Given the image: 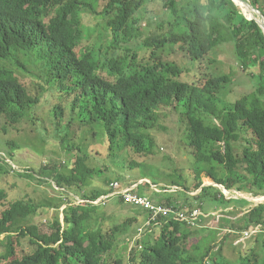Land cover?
<instances>
[{
	"label": "trees",
	"instance_id": "1",
	"mask_svg": "<svg viewBox=\"0 0 264 264\" xmlns=\"http://www.w3.org/2000/svg\"><path fill=\"white\" fill-rule=\"evenodd\" d=\"M156 1L164 3L165 20L148 18V7ZM244 1L264 18V0ZM88 15L104 23L102 38L87 27ZM226 44L233 45L254 91L220 109L217 100L232 78L208 72L203 63ZM171 48L181 50L198 65L200 74L193 82L178 80L185 70L164 60ZM33 63L40 66L37 72ZM22 74L35 76L38 83L31 87ZM53 87L59 97L49 114L62 146L83 156L76 154L71 159L68 175L55 168L51 174L44 168L26 175L47 176L61 190L62 199L68 198L63 221L58 214L44 226L49 207L33 200L11 201L9 190L0 188V239L6 236L0 241L4 250L0 264H107L112 258L114 264H211V249L202 254L199 246L206 229L175 219L159 218V224H151L142 237L132 241L129 259L116 253L119 237L131 227L134 237L149 214L133 207L131 216L114 222L104 208L116 198L124 205L121 196L95 204L111 194V183L86 192L103 171L90 167L82 147L71 143L75 126L102 138L113 158L128 154L129 167L139 169L155 156L157 143L151 131L160 127L161 111L172 107L186 119L193 167L186 179L179 175L171 183L180 191L159 193L156 200L143 189L150 188L145 183L137 187L140 196L188 215L196 209L211 214L207 205H251L246 200H227L222 187L225 192L264 197V33L231 0H0V121H5L4 132L8 125L27 118L41 104L42 93ZM8 144L12 147L8 155L17 163V145ZM5 165L13 170L9 163ZM204 172L221 187H204ZM161 188L167 191V186ZM198 191L196 196L189 195ZM76 196L83 203H77ZM245 217L242 225L233 223L229 230L254 225L264 232V204L246 210ZM36 218L39 222H34ZM220 257L213 264H230ZM239 264H264V259L254 247Z\"/></svg>",
	"mask_w": 264,
	"mask_h": 264
},
{
	"label": "rangeland",
	"instance_id": "2",
	"mask_svg": "<svg viewBox=\"0 0 264 264\" xmlns=\"http://www.w3.org/2000/svg\"><path fill=\"white\" fill-rule=\"evenodd\" d=\"M148 13V18H154L158 21L167 18L162 1L152 3L148 7ZM85 23L93 32L96 31L95 33L100 38L105 35L104 23L97 16L88 15ZM164 60L175 63L185 70V73L178 78L182 82L191 83L200 74L198 65L195 66L181 50L171 48L164 53ZM33 64V68L37 72L40 66ZM203 67H208L210 70L208 72H212L214 75H230L232 78V83L223 92L221 98L217 100L220 109L230 107L243 95L254 91L251 79L244 73L239 64L232 44L217 47L206 58ZM22 75L31 87L38 83L34 80L35 76L33 78ZM58 91L57 87L46 89L45 93H42L44 98L41 104L37 105L29 116L19 124L8 125L7 133L4 132L5 121H0V165L2 166L0 169V188L9 190V200L11 201L17 198L33 200L35 204L49 207L48 218L42 220L44 226H47L58 214L61 221H63V210L66 207L64 204L68 203V198L64 197L62 199V195L59 194L61 190L47 176L34 175V178H28L26 175L29 173L33 176L34 169L39 171L44 168L47 169L48 174H51L55 168L56 172L68 175L69 168L67 165H69L71 159L76 154L83 156V153H78L77 150L70 152L64 149L61 143L62 138L57 132L54 120L52 121L50 118L49 113L52 107L58 103ZM208 122H211V120ZM186 124V119L172 107L163 109L160 115V127L151 131V135L157 143L155 156L139 169L129 167L131 158L128 154H120L118 158H113L108 152V148L102 145V138L95 136L89 129L79 130L75 126L74 133L71 136V139H74L71 140V143H76V146L82 147L83 152L88 155L87 163L90 167L103 171V176L95 177L91 182V187L86 189V192H91L93 188L103 189V184L112 182H118L122 185L127 184L125 187L134 188L136 193V186L148 183L150 188L143 189L156 200L159 193L180 191V188L171 186V183L178 181L179 175H183L182 177L186 179L194 164L192 151L187 145ZM8 142H15L17 145L15 152L17 163L12 161V158L8 155L12 151V147ZM6 162L11 165L14 171L10 170L8 165H5ZM55 165L57 166L54 167ZM15 171L20 172L22 175L17 174ZM218 173L222 175V171H218ZM201 180L204 187H215L212 178L208 177L205 172L201 174ZM153 183H158L159 188L167 186V191H159V188L157 189V186ZM221 192L227 200H246L251 205L244 207L239 204L237 208L234 205L229 207H220L218 204H214L213 207L207 205L211 214L205 215L203 223L199 222V227H201L199 229H206V236L202 237L205 240L199 245L202 248L201 253L203 254L207 249H211V264H213L215 257L218 258L219 254L221 262L239 264L241 257L251 255V249L255 247L261 258L264 259V232H259L260 228L252 225L248 229H236L235 232L229 230L234 225L233 223L242 225L246 218L245 211L264 204V197L245 192L236 193L235 190L225 192L222 188ZM199 193L200 191L189 195L196 196ZM80 199L76 196L78 203ZM120 199L116 198V201L113 200L107 203L104 208V211L113 217L114 222L115 218L118 221L124 215L131 216L135 210L125 203L124 205L120 204ZM100 212H103V209L98 211V213ZM215 215H218V217L213 218ZM34 222H39V219L36 218ZM132 231H134V228H128L119 237L120 244L116 250L117 254L127 255L128 259L131 257L132 241L138 240L137 235L130 236ZM5 237L1 238L0 241L4 240ZM219 247H221L220 252H218ZM2 252L4 250L0 246V254ZM114 260L115 258H112L107 264H114ZM126 264L131 263L126 262Z\"/></svg>",
	"mask_w": 264,
	"mask_h": 264
},
{
	"label": "built area",
	"instance_id": "3",
	"mask_svg": "<svg viewBox=\"0 0 264 264\" xmlns=\"http://www.w3.org/2000/svg\"><path fill=\"white\" fill-rule=\"evenodd\" d=\"M109 188L112 191L110 197L121 196L126 205L128 204L134 208L141 209L151 214V217H149L146 223L137 231L136 235L138 236V239L143 236V233L146 230L145 228L150 227L151 224L160 223L158 221L159 217L162 219H175L180 222H186L192 227H196L199 222H201V218L205 217V214L200 209H196L188 215L180 213L172 208L156 205L148 197H143L137 194L134 188H131L130 186L125 187L118 182H112ZM79 203H83V201L80 200Z\"/></svg>",
	"mask_w": 264,
	"mask_h": 264
},
{
	"label": "water",
	"instance_id": "4",
	"mask_svg": "<svg viewBox=\"0 0 264 264\" xmlns=\"http://www.w3.org/2000/svg\"><path fill=\"white\" fill-rule=\"evenodd\" d=\"M231 2L237 7L239 8V4L246 7L247 8V13H245L244 11H242L244 17L250 21H254L256 22V24L260 27V29L262 30V32L264 33V18L262 16L261 13H259L258 11H256L248 2H245L244 0H231ZM250 16V17H248ZM215 187L220 188L221 186L214 184ZM224 188V187H222ZM108 197H103L101 199H99V202H102L103 200H106ZM98 202V203H99Z\"/></svg>",
	"mask_w": 264,
	"mask_h": 264
},
{
	"label": "bare ground",
	"instance_id": "5",
	"mask_svg": "<svg viewBox=\"0 0 264 264\" xmlns=\"http://www.w3.org/2000/svg\"><path fill=\"white\" fill-rule=\"evenodd\" d=\"M239 7L241 8L242 11H244L245 13H247V8H246V7H244V6L240 5V4H239ZM248 17H250V16H248ZM121 185H122V184H121ZM123 186H124V185H123ZM128 187H129V186H128ZM137 187H138V186H137ZM111 194H112V192H111ZM111 194H110V195H111ZM137 194H138V193H137ZM110 195L107 196V197H108V198H111ZM112 197H115V196H112ZM98 202H99V201H96L95 203H97V204L101 203V202H99V203H98ZM127 205H128V204H127ZM129 206H130V205H129ZM131 207H132V206H131ZM145 212H146V211H145ZM146 213H148V212H146ZM180 213H181V212H180ZM148 214H149V217H151V214H150V213H148ZM159 218H160V217H159ZM159 218H158V219H159ZM185 223H186V222H185ZM186 224H187V223H186ZM188 226H190V225H188ZM197 227H199V224H198L196 227H194V228H197ZM145 229H149V227H148V228H145Z\"/></svg>",
	"mask_w": 264,
	"mask_h": 264
},
{
	"label": "crops",
	"instance_id": "6",
	"mask_svg": "<svg viewBox=\"0 0 264 264\" xmlns=\"http://www.w3.org/2000/svg\"><path fill=\"white\" fill-rule=\"evenodd\" d=\"M204 222V217H203V221H202V223Z\"/></svg>",
	"mask_w": 264,
	"mask_h": 264
}]
</instances>
